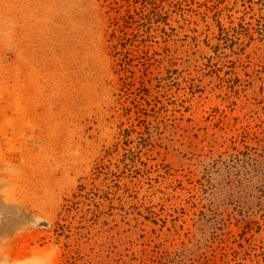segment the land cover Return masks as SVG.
Masks as SVG:
<instances>
[{
	"label": "rangeland",
	"instance_id": "374dc122",
	"mask_svg": "<svg viewBox=\"0 0 264 264\" xmlns=\"http://www.w3.org/2000/svg\"><path fill=\"white\" fill-rule=\"evenodd\" d=\"M0 264H264V0H0Z\"/></svg>",
	"mask_w": 264,
	"mask_h": 264
}]
</instances>
